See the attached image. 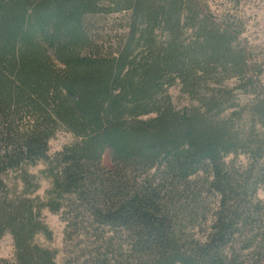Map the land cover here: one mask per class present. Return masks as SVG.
I'll return each instance as SVG.
<instances>
[{"label": "trees", "instance_id": "16d2710c", "mask_svg": "<svg viewBox=\"0 0 264 264\" xmlns=\"http://www.w3.org/2000/svg\"><path fill=\"white\" fill-rule=\"evenodd\" d=\"M223 1L0 0V264H57L45 209L87 264H264V59Z\"/></svg>", "mask_w": 264, "mask_h": 264}, {"label": "rangeland", "instance_id": "374dc122", "mask_svg": "<svg viewBox=\"0 0 264 264\" xmlns=\"http://www.w3.org/2000/svg\"><path fill=\"white\" fill-rule=\"evenodd\" d=\"M226 3V2H225ZM246 3V4H245ZM215 5L221 7L224 5L223 0H215ZM222 8V7H221ZM239 16L243 22L244 33L242 35V43L252 52L256 57L264 59V0H251L244 2L239 8ZM241 13V14H240ZM264 80V77H263ZM230 88H235L238 85L237 80H231L227 82ZM169 94L172 97L174 106L178 110H183L186 107L197 106L198 103L190 99L189 96L184 95L181 92L180 87H173L169 90ZM241 102H245L248 97L240 95ZM75 138L68 133L62 132L58 134L50 142V154L54 155L61 152L64 148L75 143ZM235 161L238 165H246L248 163L247 156L241 154L237 158L235 155H231L227 158V162ZM104 162L107 168H110L111 156L107 152L104 158ZM45 170V165L40 164L38 167L32 168L31 172L41 177V189L38 191L37 196L41 199L45 198L46 192L51 189V181L41 176V172ZM203 177V175H201ZM259 197L264 200V190H261ZM210 202L214 205L216 198H210ZM43 218L50 231L53 234V241L49 242L43 236H38L35 240L36 243L43 247H49L59 251L57 264H87L90 257H83L80 253L82 245H77L78 242H67L65 240V222L60 214H54L48 209L43 212ZM16 255V249L14 245L13 237L10 234L5 235L0 239V261H14ZM250 264V263H249Z\"/></svg>", "mask_w": 264, "mask_h": 264}]
</instances>
